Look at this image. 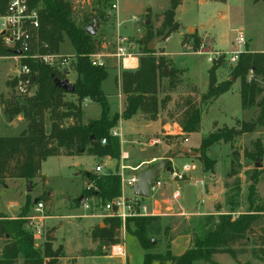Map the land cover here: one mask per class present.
I'll return each mask as SVG.
<instances>
[{
	"label": "trees",
	"instance_id": "obj_1",
	"mask_svg": "<svg viewBox=\"0 0 264 264\" xmlns=\"http://www.w3.org/2000/svg\"><path fill=\"white\" fill-rule=\"evenodd\" d=\"M208 1L224 2L225 0ZM254 1L264 2V0ZM109 2L110 0H96L98 7L102 8H105ZM32 5L39 8L40 24L37 40L39 52L58 54L64 38L74 50L73 57L76 59L73 68L76 73L73 83L74 92L67 94L55 86L54 79L63 80V75L49 67L29 61L24 62L33 71L35 80L32 85L35 91L30 97H15L4 109V115L9 120L21 116L26 122V128L18 136H0V185L2 186L8 179L30 180L40 177L41 165L49 157L87 155L119 161L120 143L118 138L110 134L119 119L129 120L137 114H142L147 119L155 121L159 112L164 111L171 101L169 94L183 83L184 70L175 69L171 60L157 56L154 49L147 50L149 42L154 37L166 34L163 40L165 41L178 30V25L173 21L180 0H169V8L162 14L160 30L153 31L150 25L146 27V32L140 39L142 49L138 57V67L135 70L120 72L119 87L125 98L121 115L110 113L107 96L101 90V84L107 78V69L94 67L90 63V56L98 53L101 48V43L97 42L95 34L86 33V28L92 25L93 21L86 19L83 24H77L73 7L66 0H33ZM99 14L102 17V13ZM44 45L46 49L42 48ZM5 54V51L0 49V55ZM220 65L219 61L214 62L208 70V87L204 97L212 103L219 96L227 93L233 83L239 80L241 109L256 108L257 111L250 121L240 123L239 129L227 127L216 129L202 140L198 149V158L205 171L210 172L216 164L206 155L210 147L217 143L229 144L236 137L250 134L256 128L264 126V96L259 81L260 78H264V53L249 52L245 49L231 71L230 80L217 84L216 70ZM186 89L187 94L180 96L175 103V123L183 134L189 135L200 131L201 110L197 89L191 85H186ZM160 93H164V97L158 99ZM66 95L75 97V100L66 99ZM85 99L100 107L99 117L87 124L83 123L81 109ZM46 122L49 123L48 128ZM103 140H105L104 145L101 144ZM253 146L257 150L255 155L261 161V143L255 141ZM118 172V169L104 174L85 172L83 178L90 188L86 187L83 190L82 197H93L100 204L120 197L121 178ZM41 180L44 181L45 178ZM253 187L254 185L248 189L246 213L236 218H232L231 213L218 215L215 223L211 222L212 218H207L209 228L204 236L200 238L194 234L191 247L180 256H173L169 246L163 255H153L150 252L154 248L150 235L162 232L166 236L170 230L169 226L161 229L160 216L130 218L124 224L117 219L104 220V228L97 226L92 229V241L99 242L93 255L102 256L104 247L119 244L122 226L131 222L133 230L127 232L137 239L144 251L143 264H150L153 261L159 264L212 263L211 258L214 255H228L239 264L237 260L239 254L250 253L252 256L262 257L264 256V204L254 205ZM225 189H228V186L225 185ZM49 198L44 201L47 205L50 202ZM79 199L80 197L77 199L78 202L81 201ZM226 203L232 204V196L229 193ZM216 209L219 210L218 207ZM23 224L22 218L10 219L0 213V239L4 240L0 264H16L19 259L21 264H58V259L64 257L62 247L53 250L52 238L48 234L42 251L36 250L34 241L23 229ZM241 245L251 248L240 250L237 247Z\"/></svg>",
	"mask_w": 264,
	"mask_h": 264
},
{
	"label": "rangeland",
	"instance_id": "obj_2",
	"mask_svg": "<svg viewBox=\"0 0 264 264\" xmlns=\"http://www.w3.org/2000/svg\"><path fill=\"white\" fill-rule=\"evenodd\" d=\"M66 1L73 7V15L77 24H83L85 20L88 19L93 21L92 23L98 24L96 32L100 27L109 28L107 32L100 31L98 34L95 32L97 42H105L107 44L105 49L100 48L99 51H106L109 54L114 52L115 46L111 38V32L113 26L116 25V21L117 23L122 22V32L138 45L140 55L142 44H140V38L136 39L135 37L139 36V34H141L140 37L143 36L146 32V27L149 25L153 31L160 30L163 21L162 14L169 8V0H110L105 8L98 7L96 0ZM112 4L117 5L116 11L111 9ZM180 5L176 13L177 21H175V17L173 21L178 25V30L170 35L166 43H164V41L159 42L154 50L157 56H162L163 50L161 47H165L167 52L177 54L181 52L182 44L183 47L187 48L188 53L196 54L191 57H174V61L178 65L188 69L190 81H192L199 90L201 98H199L200 96L198 97V102L201 115L203 113H205V115L208 113L201 120L200 132L192 135L189 143L186 144V146L190 145L195 147L200 143L201 139L208 136L213 120L229 124V115L224 117V115L220 113V111L223 110V106L226 112L230 111L231 115H235L238 118L246 120L248 116L247 112L241 111L239 108V97L238 95L236 97L234 92L232 94L227 93L223 94V96H219L220 98L218 97L214 101V104L209 110L210 101H208L207 97H204L207 93V68L208 64H210L207 58L215 52L229 53L231 51V45L234 43L240 29H244V34L246 35L247 28L250 25L263 22L264 2H255L254 0H225L224 2L180 0ZM99 13H102V17H100ZM117 17L118 20H116ZM133 17L137 19V22L131 20ZM147 21H149L148 25H146ZM244 49L248 51L247 45ZM197 51L199 52L197 53ZM61 52L62 54H70L73 52V48L66 38L61 46ZM222 56L223 57L218 59L221 65L216 72L217 84H222L230 80V74L234 67L228 64L226 54ZM164 58L167 59L165 56ZM105 59H107V71L116 69L111 66L113 64V62L110 63V61H112L110 60L111 58ZM211 66L212 64H210V67ZM13 67V60H0V136H18L20 133L17 117L9 120L7 116L4 115L5 107L17 97L14 91L9 87L10 80L15 74ZM121 71L122 69L119 70V74ZM73 76L74 74L71 73L70 78ZM163 82L165 83L164 80ZM112 83L113 74L111 72L104 84L107 85ZM260 85H262V83H260ZM262 86L264 89V83ZM184 94H187L185 84L180 85L174 92L169 94L171 101L167 104L165 110L161 112V117L164 115V119L169 121L170 124L175 123L176 119L175 103L178 98L184 96ZM163 97L164 93H160L158 99ZM66 99L71 100L70 95H66ZM96 106L98 109L99 106ZM96 106L87 103L82 107V111L86 118L94 115L93 111H95ZM240 123L242 122L236 121L226 126L227 128L239 129ZM45 125L46 128L49 127L48 122H46ZM219 126L222 127L221 125ZM173 130L174 129H170L169 132H173ZM177 135L179 134H170L164 137L152 136L148 138V140L159 138L162 143H165L164 145H162V143L158 145L163 146L162 155L166 156L165 158L188 156L187 158H191L192 163L198 160L203 168L202 162L198 158V150L183 147L193 152V154L187 156H184V154L179 151L175 152L177 148L182 146V143L185 142L186 139L184 134L180 135L181 137ZM148 140H143L141 138L138 139L135 144L133 142L132 145L126 146L132 158L129 157V160H127L128 163L125 165L134 166L137 164L138 159H145L146 156L157 149L155 147H148L146 145ZM255 141H259L262 146L261 161H256L259 157L255 155L257 151L253 146ZM206 155L211 157V160L215 159V163L217 164L214 165L213 170L216 171L218 185L215 186L216 184L213 181L215 177H211L208 182L212 184V187H217L216 191L218 192H220L222 188L220 196L222 197L223 195V198L217 199L220 205L219 215L231 213L232 218H236L238 215L246 213L248 211V189L253 185L254 205L264 204V127L256 131L254 130L250 134L236 137L229 144L217 143L213 145L212 148L208 149ZM98 162L99 159L97 157L87 155L80 157H49L41 165L40 177L30 180L8 179V181H4L3 186L0 185V209L7 211V208L11 205H15L10 207L11 210L14 211L13 214L6 216L9 218H23L35 206L34 201L41 202L44 207V215L46 216L44 221L45 233L50 234L52 231L56 230L57 242L66 248L72 257H75L90 247L86 231H88L89 235L92 233V229L97 226L104 228V220L97 219L99 223L92 221L94 222V226L87 229L86 223L88 220L83 218L89 213L84 212L80 202L77 201L79 197L81 198L83 196V190L88 186L83 178L84 173L90 172L88 170L91 169H93L94 172L96 164L99 165ZM161 162L164 163V167L166 168L168 165L167 160H162ZM255 163L260 164V167H255ZM215 171L212 173L215 174ZM104 172L105 170H102L97 174H103ZM124 174L125 178H128L130 175L134 174V172L126 170ZM229 174L230 177H228ZM161 177L166 178L165 173L162 172ZM42 178H45V180L42 181ZM199 184L201 183H198L197 186L202 187V184ZM225 185L228 186V189H225ZM126 190L128 193H126ZM122 193L129 195L131 189L121 187V194ZM228 193L232 196L231 205L226 203ZM47 197H50L48 205L44 202ZM155 200L158 202H160V200L166 201L169 205V203L171 204V192L165 186L161 195L157 194L155 196ZM191 200V197L187 198V205H190ZM144 203L147 205L149 203V205H151V202L146 199ZM166 214L168 215L160 216L162 218L161 229L165 226H169V233L166 236L163 235L162 232L150 235L153 239L152 243L154 246L150 252L153 255L165 254L169 243L181 236L188 237L190 240L188 248H190L193 235L195 234L202 238L209 228V224L206 221L207 218H212L213 220H211V222L215 223L218 216L180 217L172 216L171 212H167ZM127 230H133V224L131 222H127L126 226H122L120 230V244L126 248L128 264H143L144 251L140 247L137 239L131 236ZM45 242L37 243L36 245L38 246H35L34 243V248L41 252ZM58 243L54 244L51 242L53 250L60 246ZM3 245L4 240L0 239V258L2 257ZM186 246L184 239L177 241L174 247L172 249L170 248L171 254L176 256L181 255ZM110 248V246L106 247V249L104 247L106 251H110ZM237 248L240 250H250L251 247L241 245ZM108 256L109 257L106 259L97 258L85 264H126V261H123L120 257H114L110 253ZM43 260L46 261V259ZM237 260L239 264H264V256H252L250 253L239 254ZM211 261L212 263L195 262L193 264H238L228 255H214ZM57 263L61 264L60 259H58ZM16 264H21V260L19 259ZM80 264H83V262ZM150 264L159 263L153 261ZM165 264L170 263L167 262Z\"/></svg>",
	"mask_w": 264,
	"mask_h": 264
},
{
	"label": "built area",
	"instance_id": "obj_3",
	"mask_svg": "<svg viewBox=\"0 0 264 264\" xmlns=\"http://www.w3.org/2000/svg\"><path fill=\"white\" fill-rule=\"evenodd\" d=\"M33 0H2L0 1V49L5 51V55H0V60H13L15 74L10 80L9 87L14 91L17 97H30L33 95L35 88L32 85L33 71L31 67L24 63L26 61L34 64H40L51 68L54 72L64 76L72 69L76 59L53 53H41L37 48L38 30L40 24L39 8L32 5ZM111 9L116 11L117 5L112 4ZM137 22L133 17L131 19ZM246 39L244 34L239 31L229 53L215 52L207 58L210 64L217 62L218 59L227 55V62L231 66H235L239 55L245 50ZM114 52L110 55L93 54L90 56V63L94 67L106 68L105 58H111L118 61L120 69L133 70L135 59L139 57V48L129 37L125 35H117L114 44ZM46 49L44 45L42 47ZM19 52V54H17ZM199 51H197L198 53ZM202 54V53H200ZM63 79V80H64ZM112 137L117 138L118 133L112 129L110 132ZM185 142L187 140L185 139ZM105 144V140L102 141ZM161 144L159 138L147 141L148 147H156ZM126 155L121 156V161L128 160ZM168 166L164 168L154 182L149 186V197L147 201L153 199L166 185L185 183L189 180L190 173L195 169L194 165L185 163L180 167L174 165L171 159H167ZM148 164L141 162L135 168H131L125 164L120 165L119 175L121 178V187L131 189L138 180L139 169ZM134 172L128 178H125L124 171ZM102 171L101 166H96L95 173ZM165 173L166 178H162L161 174ZM201 185V184H199ZM90 186H87L89 189ZM80 205L84 212H88L85 217H93L102 220H120L122 224L130 218H140L155 216L154 212L144 203L145 199L136 197L132 194H121L120 197L114 198L106 203H99L93 197H81ZM171 200L175 204L179 203L180 190L176 188L172 191ZM12 207L15 205H11ZM44 207L41 202H35V206L30 212L22 218L24 221V230L32 237L35 246L37 243L46 241L47 235L44 230ZM109 253L114 257H124L125 249L122 244L110 246Z\"/></svg>",
	"mask_w": 264,
	"mask_h": 264
},
{
	"label": "crops",
	"instance_id": "obj_4",
	"mask_svg": "<svg viewBox=\"0 0 264 264\" xmlns=\"http://www.w3.org/2000/svg\"><path fill=\"white\" fill-rule=\"evenodd\" d=\"M180 6L181 5H179L178 8L175 11V21H177L176 20V13H177L178 9L180 8ZM116 20H118V17L116 18ZM122 29H123L122 22L117 23V21H116V25L113 26L112 32H111V35H112L111 38H112L113 44H115V39H116L117 35H119V34L120 35H126V34H124L122 32ZM108 30H109L108 27H104V28L100 27L99 30L97 31V34L100 31L107 32ZM240 31L244 34V29H240ZM129 35L133 36L132 34H129ZM140 35L141 34H139V36H137V37H135V36H133V37H135L136 39H138V38L141 39L142 36L140 37ZM169 38H170V36L164 41V43H166L169 40ZM245 39H246V45H247V48H248L249 52L264 53V20H263V22H260V24L259 23H257V24L253 23L252 25H250L247 28V34L245 35ZM64 40H65V38H64ZM64 40L60 44L59 54L63 55V56L73 57L74 54H75L74 50L70 54H62L61 46L64 43ZM106 45L107 44L105 42H103V43L101 42V49H105ZM232 45H231V49H232ZM161 49L163 50V53L161 55L165 56V57H167V59L171 60L172 66L175 69L184 70V74L182 76V79H183L182 85L185 84V85H191V86L195 87L197 89L198 97H199L200 94H199V90H198L197 86L192 81H190V78L188 77L189 76L188 75V69L183 67V66H181V65H178L174 61V57L175 56H179V57L180 56H188V57H191V56H195L196 54L188 53L187 52V48L183 47L182 44H181V52L177 53V54L176 53L167 52L165 47H161ZM98 53L99 54H103L105 56L111 54V53L110 54L107 53L106 51L105 52L104 51H99ZM110 60H112V61H110V63L113 62V64L111 65L112 68H116V69L107 71V78L102 82L101 90L107 96V102H108V105H109V108H110V113L111 114H115L116 113V114L121 115V113L123 112V109H124V105H125V98L121 94L120 87H119V80L118 79H119L120 65H119L118 61H116L115 59H110ZM130 64L131 65L133 64V70H135L138 67V58L135 59V62H130ZM112 68H110V69H112ZM209 69H210V64H208L207 76H208V70ZM217 70H216V72H217ZM111 72L113 74V83L105 85L104 83L108 79L109 73H111ZM71 73L74 74V76L72 78H70L71 77ZM66 76H67L66 80H68L69 83L73 84L75 79H76L75 71L71 69L69 71V73L66 74ZM259 81L263 85L264 78H260ZM262 85H261V87L263 89ZM207 87H208V84H207ZM239 87H240L239 80H236L233 83L231 89L227 93L232 94L234 92L236 97L238 95V97H239V108L241 109V107H240ZM227 93H225V94H227ZM185 95L186 94H184V96ZM263 96H264V89H263ZM71 100H75V97L72 96ZM87 103H90V104H92L94 106L98 105L96 103L91 102L89 99H85L82 102L81 109ZM213 104H214V101L212 103H210L209 110H210V108L212 107ZM224 108L225 107L223 106V110L220 111V113L223 114L224 117L226 115H229V117H228L229 118V121H228L229 124L235 123L236 121L248 122L256 115V111H257L256 108H252V109H249V110H242L241 109V111H244V112L248 113V116H247L246 120H243L241 118L236 117L235 115H231L230 111L226 112ZM93 114L94 115L89 116V117L86 118L84 113H83V111H82L83 123L87 124L89 121L98 118L99 115H100V107H98V109H97V106H96L95 111H93ZM161 114L162 113L159 112V115L157 116V119L155 121H151V120L147 119V117L142 115V114H137V115H135L133 118H131L129 120L119 119V121L117 122L114 130L118 133V137L117 138H118L119 143H120L121 156L122 155H126V156L130 157V152L127 150L126 146L127 145H129V146L132 145L133 142L135 144L137 142V140L141 139V138L143 140L144 139L148 140V138H150L152 136L153 137H155V136L156 137H159V136H163L164 137V136H167V135H170V134L171 135L172 134L173 135L179 134L177 136L181 137L180 135H182L183 133L181 132V130L178 127V125L176 123L170 124L169 121L164 119L165 118L164 115L161 117ZM206 115H205V113H203L201 115V120ZM17 120H18L17 124H19V126H20V133H21V132H23L25 130L26 124H25V121L20 116H17ZM211 124H212V127H211V129H210L208 134H210L211 132L215 131L216 129L227 127L226 125H229V124H226L224 122H218L216 120H213V122H211ZM219 125H221L222 127H220ZM259 128H262V127H259ZM259 128H256L255 131L258 130ZM170 129H174L173 132H169ZM200 130H201V121H200ZM194 134H197V133H193V134H189V135H185L184 134L185 137H186L187 142H183L182 146L177 148L175 150V152L179 151L181 153V150L183 149V147H188V148H192L194 150H198L200 148V145H201V142H202L203 139H201L200 143L197 146H195V147L194 146H190V145L186 146V144L189 143V141H190V137L192 135H194ZM164 144L165 143H162V145H164ZM155 148H157V149L156 150L154 149L155 151L152 152L150 155L146 156L145 159H142V158L138 159L137 164H135L134 166H132V165H127V166H129L131 168H135L141 162H148V164L143 165L139 169V172H144L146 170H150L151 168H153V166H155L156 164H158L162 160L171 159L172 162L174 163V165L177 166V167H180L182 164L189 163V164L194 165L195 169L190 173L189 180L186 181L185 183L166 185V187L171 192V194H172V191L175 190L176 188H178L180 190V200H179L178 205L174 204L172 202V200L170 201L171 204L169 203V205L166 203V201H163V200L162 201L160 200V202H158L157 200H155V197L153 199L148 200V201L151 202V205H149V203H148V205H149V208L154 212V215L166 216V215H168V214H166L167 212H171L172 216H180V217H184V216L185 217H189V216H192V217L193 216H195V217H203V216H211V215L217 216V215H219V210L220 209L217 210L216 208L217 207L220 208V205H219L217 199L218 198L219 199L223 198V195H222V197L220 196V192H221L222 188H221L220 192H218V191H216L217 187H214V186L212 187V184H210L208 182V181H210L211 177H215V179H213V181L216 184L215 186L218 185L216 171L215 170L212 171V172L215 171V174H213L210 171H205V169L201 167V164H199L198 160L194 161L195 163H192L191 158H187V157H180V158L167 157V158H165L166 156L162 155L163 154V149H164L163 146H157ZM210 148H212V147H210ZM121 156H120L119 162L111 160L109 158H98L99 159V162H98L99 165L96 164V166H101L102 170H105L104 173L114 172L117 169L119 171V167H120L121 163L122 164H127L128 163L127 160L121 161ZM207 157L209 159H211V157H209V156H207ZM130 158H132V157H130ZM213 160L215 161V159H213ZM200 169H201V171H200ZM88 171H90L91 173H95V172H93V169L88 170ZM198 183H201L202 187L201 186L198 187L197 186ZM222 183H223V180H222ZM219 187H220V185H219ZM163 189L158 193L159 195H161ZM126 193H128L127 190H126ZM188 197L192 198L190 205H187V198ZM10 207L7 208V211L0 209V213H3L4 215H12L14 211H12ZM10 219H15V218H10ZM83 219L88 220L87 223H86L87 229L94 226V222H92V221H96L95 223H99L97 221V219L93 218V217H85ZM86 233H87L86 236H87V238L89 239V242H90V247L87 250L82 251L81 254L76 255L75 257H72L71 254L68 253L67 249L64 248L61 244H59L57 242L56 230L52 231V233L49 234V237L53 238V241H51V242H53L54 244L58 243L62 247V251L64 253V257L60 259V263L61 264H80L81 262H83V264H85L88 261H93V260H95L97 258L106 259V258L109 257L108 256L109 255V251L105 250L106 247H105V249L104 248L102 249V253L104 255H102V256L93 255L96 252V250H97V248L99 246V242L98 241L93 242L92 239H91V233L89 235H88V231H86ZM182 239L185 240V245H187L186 248H184V251L182 252V254H183L188 249V245H189V242H190V240L188 239L187 236L177 237L176 239L171 241L169 243V251H170V248L172 249L174 247V245H175V243L177 241L182 240ZM124 249H125V256L124 257H120V258L123 261H126V264H128V256H127V251H126L125 246H124ZM170 253H171V251H170ZM173 256H176V255H173ZM178 256H180V255H178Z\"/></svg>",
	"mask_w": 264,
	"mask_h": 264
},
{
	"label": "water",
	"instance_id": "obj_5",
	"mask_svg": "<svg viewBox=\"0 0 264 264\" xmlns=\"http://www.w3.org/2000/svg\"><path fill=\"white\" fill-rule=\"evenodd\" d=\"M149 21L146 22V25H148ZM98 24L93 23L92 25L88 26L86 28V33L89 35H94L95 31L97 30ZM166 38V34H163L158 37H154L148 44L147 50L151 51L155 49V46L163 41ZM19 54V52H17ZM33 82L35 78L31 79ZM54 84L56 87L60 88L67 94H72L74 92V85L69 83L68 80H60V79H54ZM182 154H187L191 155L193 152L187 148H183L181 150ZM257 161H260L259 159ZM255 167H260V164L255 163ZM164 163L159 162L156 166L151 168L150 170H146L144 172H140L138 175V180L137 183L131 188V194L142 198V199H147L149 197V186L151 185L152 182L156 180L158 177L159 173L164 169ZM80 198L79 200H81ZM36 202V201H34Z\"/></svg>",
	"mask_w": 264,
	"mask_h": 264
},
{
	"label": "bare ground",
	"instance_id": "obj_6",
	"mask_svg": "<svg viewBox=\"0 0 264 264\" xmlns=\"http://www.w3.org/2000/svg\"><path fill=\"white\" fill-rule=\"evenodd\" d=\"M130 64V63H129Z\"/></svg>",
	"mask_w": 264,
	"mask_h": 264
}]
</instances>
